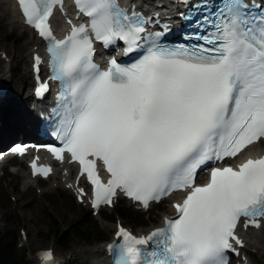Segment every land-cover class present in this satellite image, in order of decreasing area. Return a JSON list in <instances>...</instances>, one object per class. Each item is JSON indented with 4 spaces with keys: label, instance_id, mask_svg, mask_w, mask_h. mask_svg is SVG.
Masks as SVG:
<instances>
[{
    "label": "snow or ice",
    "instance_id": "snow-or-ice-1",
    "mask_svg": "<svg viewBox=\"0 0 264 264\" xmlns=\"http://www.w3.org/2000/svg\"><path fill=\"white\" fill-rule=\"evenodd\" d=\"M18 4L26 23L48 42L52 79L61 82L60 98L67 101L63 147L49 151L78 162L91 184V206L111 205L118 190L145 208L187 190L173 205L177 217L164 227L140 237L118 228L119 242L108 245L114 264H227L232 242L242 246L235 234L241 218L245 228H259L264 218V156L213 168L202 186L195 175L207 161L235 157L264 139V17L249 19L242 0H224L216 32L201 37L214 47L153 43L137 62L122 66L113 59L101 71L93 41L107 47L120 40L133 51L145 32L139 17L118 9L115 0H75L89 22L57 39L49 18L63 0ZM35 61L39 71L40 58ZM47 88L41 84L36 94ZM32 169L34 175L51 172L35 161ZM51 256L42 254L46 262Z\"/></svg>",
    "mask_w": 264,
    "mask_h": 264
},
{
    "label": "rangeland",
    "instance_id": "rangeland-1",
    "mask_svg": "<svg viewBox=\"0 0 264 264\" xmlns=\"http://www.w3.org/2000/svg\"><path fill=\"white\" fill-rule=\"evenodd\" d=\"M8 32L11 33V35H8ZM25 37L26 35L23 34V30L21 31L20 29L12 31L7 30L5 32L0 30V76L5 70H10L11 66L15 63V70H11V72H15L18 81L17 88L20 90L24 83V76L27 72L26 68L30 69V60L27 59L24 53L26 50V46L23 44ZM3 51L6 52L1 54ZM14 53H16V57L12 61ZM7 59H9V64L4 65V61ZM30 88L31 86L26 88L24 86L22 93H26L25 91L30 93ZM2 105L5 109L11 107V103H9L8 100H6L5 105ZM17 138L23 137L19 136ZM14 139L9 140L7 145L1 148L6 149ZM3 165L5 169H3ZM19 166V160L13 158L7 160L5 163H0V176L4 174L5 170L8 172L6 178L0 179V225L4 233L11 231V233L9 232L6 234V243L12 241L13 237H16L19 241L18 255H22L25 251L28 252V264L34 263L36 254L40 249L51 248L57 256H67L71 251L79 247L104 243L114 231L111 225L119 220L122 221V224L130 226L135 231L142 226L158 224L165 210L163 207H152L143 212H136L133 207L134 205L130 204L125 198H120L114 208L105 207L101 210L99 215H94L87 205L79 203L76 200L74 193L65 190L64 187H60L52 193H46L39 198H35V200H39L43 205V208L39 212V220L27 221L25 215L19 212L20 208L16 205L19 193L28 190L25 192L27 196H38V190L43 189L50 181H40L38 185H31L30 188H25L24 184H20L21 188H19V193L13 190H7V183L10 179H20V175H15L13 173L15 167ZM23 166H26L28 171L26 162L23 163ZM39 185L41 187L38 189L37 186ZM114 209L131 211L141 218L135 222L127 221L123 216L119 214L116 215ZM106 215L110 218H106ZM78 221H82V223H86L93 228L98 234V237L87 243L73 235L69 248L62 247L58 242V236L56 234L64 230H68L72 233L74 229L78 228ZM30 231L33 235L32 240L30 239ZM251 260L255 264H264V250L253 253Z\"/></svg>",
    "mask_w": 264,
    "mask_h": 264
},
{
    "label": "bare ground",
    "instance_id": "bare-ground-1",
    "mask_svg": "<svg viewBox=\"0 0 264 264\" xmlns=\"http://www.w3.org/2000/svg\"><path fill=\"white\" fill-rule=\"evenodd\" d=\"M132 1L134 3H152L154 5V11L156 12L166 11L165 7L159 6V2L164 0H158L157 3H154V0ZM15 29H20L21 31L23 30V34L26 35L23 42V44L26 46V50L24 53L27 59L30 60V69L26 68L27 72L24 76V83L21 90L17 88L18 81L16 79L15 72H11V70H15V63L11 66L10 70H5V72L1 74L2 79H5V82L9 84V93L7 96L8 99L5 98L3 104L5 105L6 100H8V102L11 103V107L5 109L2 105L0 110V148L6 146L9 140L17 138L19 136H36L37 131L35 130V127L38 123V118H35V114L38 115L40 112L39 107H42L40 103H36V100L34 99V95L32 93H29L27 91H25L26 93H22V90L24 86L26 88L31 86L33 83L31 80L32 56L34 52H37L44 45V42L37 36L36 32H34L31 28L23 23L11 0H0V30L2 32H5L7 30L12 31ZM8 35H11V33L8 32ZM5 52L6 51H3L1 52V54ZM15 57L16 53L13 54L12 61L15 59ZM8 61L9 59L5 60L4 65H8ZM259 143V146H255L254 149L252 148L248 152H264V147L261 146V144H264V140H260ZM9 159V156H4L3 159L0 160V163H5ZM18 160L20 166L15 167L13 173L15 175H20V179H10V181H8L7 183V190L9 189L19 193V188H21L20 184H24L25 188H30L31 185H38L40 181H50L48 185L43 187V189L38 190V196H27L25 192H27L28 190H25L23 193H19L16 205L20 208L19 212L22 215H25V219H27V221L39 220V212L43 208V205L39 200H35V198H39L46 193H52L60 187H64L65 190L71 193H75V196L77 195V191L74 187V179L77 170L73 168V164H69L66 162L57 163L55 165L54 172L47 179H41L39 177L33 178L31 176L29 168L27 171L26 166H23V163L26 161V156H22ZM3 169H5L4 165ZM7 176L8 172L5 170L4 174L0 176V179L6 178ZM80 183H84L83 179L80 180ZM37 187L39 189L41 186L39 185ZM170 202V199H165L160 204L154 205L153 208L163 207L165 209L162 213L161 221L158 224L139 227L137 228L136 233H145L155 226L163 225L165 216L173 214ZM82 204L89 205L87 197L84 198V202H82ZM133 207L136 212L145 211L144 208L137 204ZM119 225H122V223L116 222L111 225V228L114 229V231L109 239L104 243H97L91 246L79 247L71 251L67 256H57L59 260L58 264H109V256L107 254L106 246L112 241L114 233ZM239 231L246 239V247L241 249L242 261H244L245 259L250 260L253 253L264 250V220L262 226L258 229H243L242 227H240ZM29 233L31 234L30 239L32 240V232L30 231ZM250 262L252 264H255L252 262V260H250ZM33 264L46 263H43L42 258L37 255Z\"/></svg>",
    "mask_w": 264,
    "mask_h": 264
},
{
    "label": "trees",
    "instance_id": "trees-1",
    "mask_svg": "<svg viewBox=\"0 0 264 264\" xmlns=\"http://www.w3.org/2000/svg\"><path fill=\"white\" fill-rule=\"evenodd\" d=\"M114 210L116 215L119 214L123 216L127 221L135 222L141 218L139 215H135L131 211L124 209ZM105 217L110 218L107 215ZM78 224V228L74 229L72 233H70L68 230H64L63 232L56 234L58 236V242L62 247L69 248L73 235L83 241H86L87 243L98 237V234L94 231V229L88 226L86 223L78 221ZM9 232L11 233V231L4 233L0 225V264H28L29 254L27 251H25L22 255L17 254L19 241L16 237H13L12 241L10 242H5L6 234Z\"/></svg>",
    "mask_w": 264,
    "mask_h": 264
}]
</instances>
